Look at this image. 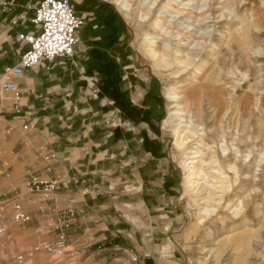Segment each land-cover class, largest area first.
Masks as SVG:
<instances>
[{
    "label": "rangeland",
    "instance_id": "374dc122",
    "mask_svg": "<svg viewBox=\"0 0 264 264\" xmlns=\"http://www.w3.org/2000/svg\"><path fill=\"white\" fill-rule=\"evenodd\" d=\"M124 1L125 8L119 4ZM72 3L79 14L82 7L90 5L91 14H82L85 24L89 19L102 20L116 31L115 79L135 81L142 95H148L150 83L156 92L151 136L160 147L164 164L159 171L163 180L152 201L164 213L158 211L151 226L134 227V231H145L147 241L135 240L136 245L131 244L126 260L119 264H264V0ZM182 8L186 10L180 16L171 13ZM193 15L203 18L208 36L203 49L192 56L184 45L186 37L180 35ZM80 36L85 39L83 32ZM8 64L2 59L0 73ZM196 71L200 74L194 75ZM41 76L33 71L15 81L21 91L25 82L32 84L30 79L41 80ZM84 80L88 85L94 82L99 90L98 97L88 101L89 124L104 131L99 118H93L97 116L94 104L101 97V77L92 71ZM0 105L1 117L8 120L19 115L10 110L7 95ZM184 131L189 143L179 145ZM7 133L4 131L3 142L8 140ZM26 134L28 130L21 126L20 136L13 142ZM196 172L202 176L198 189L192 185ZM110 192L108 184L96 190L102 196ZM122 194L117 192L119 198ZM34 195L43 198L40 193ZM39 204L26 208L33 212L32 218L22 224L10 222L12 208L7 206V222L0 221V226L6 227L0 233V264H13L20 252L32 254L26 264H84L77 257L70 259L68 252L54 256L34 250L41 239H51L48 233L39 232L46 229L35 211ZM105 241L95 248L108 246ZM111 261L107 258L105 264Z\"/></svg>",
    "mask_w": 264,
    "mask_h": 264
},
{
    "label": "crops",
    "instance_id": "0c3cea01",
    "mask_svg": "<svg viewBox=\"0 0 264 264\" xmlns=\"http://www.w3.org/2000/svg\"><path fill=\"white\" fill-rule=\"evenodd\" d=\"M89 7L85 5L80 13L91 14ZM93 20L89 19L78 31L72 58L42 62L17 77L33 71L42 75L41 80L30 79L32 84L25 82L21 90L22 111L31 121L24 138L18 137L13 142L26 120L23 115L8 120L0 116V165L8 171V176L0 178V193L18 196L25 209H34L36 203H41L43 198L38 200L36 193H28L21 185L26 168L30 171L42 164L33 155L34 146L48 145L56 153L52 160L58 177L54 206L63 208L70 204L78 214L77 222L67 233L63 253L68 252L70 259L77 257L84 264H105L107 258L112 260L111 264H119V260H126L135 240L147 241L145 231H134V227L151 226L159 212L164 213L152 201L163 180L159 171L164 160L159 157L160 147L151 136L156 112L154 85L146 86V96L135 81L115 79L116 31L108 27L109 22ZM5 21L0 16V62L4 59L10 66L18 60L19 44L15 31H9ZM92 71L101 77V97L94 104L97 116L93 118H99L97 122L106 128L104 131L89 124L90 86L84 78ZM4 131L8 132L6 142L2 138ZM11 146H16V150L8 153ZM107 184L110 194L97 195L96 190ZM118 191L123 193L121 198ZM7 206L10 204L6 203L0 212V221L7 222L4 214ZM105 240L108 246L95 248ZM22 254L26 264L32 254Z\"/></svg>",
    "mask_w": 264,
    "mask_h": 264
},
{
    "label": "built area",
    "instance_id": "2783aa9c",
    "mask_svg": "<svg viewBox=\"0 0 264 264\" xmlns=\"http://www.w3.org/2000/svg\"><path fill=\"white\" fill-rule=\"evenodd\" d=\"M0 16L5 17L6 28L15 31V39L19 44L18 60L3 67L0 73V103L7 95L11 110L26 118L22 128L29 129L31 121L27 118L28 114L22 111V92L18 89L15 78L23 76L26 71L42 62L72 58L78 44L77 33L85 26V16L75 10L72 0H0ZM88 83L89 96L97 98L98 88L94 82ZM2 108L0 105V111H3ZM34 155L42 164L25 174L23 188L29 193H40L43 196L35 211L46 224V229H41L40 232L51 235V239H41L34 250H44L59 256L66 250L67 233L77 222L78 214L73 205L63 208L54 206L53 194L58 184V177L52 166L55 151L48 145H39L35 148ZM4 176H8V171L0 165V178ZM6 203L12 208L11 223L22 224L32 218V213L17 201L16 196L0 193V212ZM3 232L4 227L0 226V233ZM24 259L25 256L18 253L13 264H24Z\"/></svg>",
    "mask_w": 264,
    "mask_h": 264
},
{
    "label": "bare ground",
    "instance_id": "6f19581e",
    "mask_svg": "<svg viewBox=\"0 0 264 264\" xmlns=\"http://www.w3.org/2000/svg\"><path fill=\"white\" fill-rule=\"evenodd\" d=\"M119 4H121V6L123 8H125L127 6V1H124V2H120ZM189 4V3H187ZM187 4L185 5V7L187 6ZM122 8V9H123ZM185 8H182L181 10H173V13L174 15L176 16H180L182 15L184 12H185ZM198 14V13H197ZM190 19V18H189ZM203 18H201L200 16H197V15H193L191 17V20L190 21H187V23L189 24L188 27H186V32L184 31L183 34H181L180 36H184L186 37L187 39V42L184 43V45L186 46V49L188 50V53L192 54H198L199 51H201L203 49V44H204V39L207 38L208 36V32L205 31L204 29V23H203ZM168 30H164L163 31V34H167ZM154 42H151V44H154ZM178 45V44H177ZM183 45V46H184ZM212 48V47H211ZM185 50V48H184ZM150 51L153 52V50L151 49ZM180 51L179 49L176 51L178 52ZM155 54V53H154ZM155 56V55H154ZM190 63V62H189ZM187 64V63H186ZM202 68V67H201ZM198 69V68H197ZM201 70V69H200ZM194 75H198L200 74V72L196 71L193 73ZM173 98V97H172ZM175 98V97H174ZM189 137H187V132H182L181 135L179 136V142L178 144L179 145H185L187 143H189ZM196 136L192 137V139H195ZM192 152V151H191ZM200 153V152H199ZM187 154V153H186ZM193 154H197V151ZM188 155V154H187ZM264 157V155H262L261 159ZM191 158H196V157H191ZM260 159V158H259ZM201 163V162H200ZM198 164V163H197ZM235 169V168H234ZM203 170V169H202ZM235 171V170H233ZM193 172V171H192ZM204 172V171H203ZM236 172V171H235ZM201 174L199 172H196L194 173V176L192 177V179L194 180L193 181V187H195V189H198L199 187V184L197 181L202 179L201 178ZM201 182V181H200ZM202 188V187H201ZM200 194V193H199ZM238 207H239V203L238 205L235 206L233 212H236L238 211ZM205 210V209H204ZM204 214V213H203ZM207 214V213H206ZM234 214V215H235Z\"/></svg>",
    "mask_w": 264,
    "mask_h": 264
}]
</instances>
